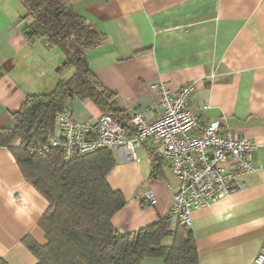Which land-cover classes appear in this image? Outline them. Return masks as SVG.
<instances>
[{
    "label": "crops",
    "instance_id": "0c3cea01",
    "mask_svg": "<svg viewBox=\"0 0 264 264\" xmlns=\"http://www.w3.org/2000/svg\"><path fill=\"white\" fill-rule=\"evenodd\" d=\"M10 4L17 15L5 13ZM75 10L103 35L88 50L98 79L126 106L151 108L159 94L195 82L192 104L208 106L201 125L219 121L258 144L254 161L264 166V0H72ZM26 9L20 0H0V128L15 125L12 113L28 95L55 89L65 61L57 46L32 44L22 31ZM73 117L95 121L101 112L89 100L68 102ZM153 116L154 113L151 112ZM138 161L114 152L107 179L127 199L112 223L123 232L138 231L166 218L176 187L167 160L151 143L138 148ZM246 186L197 209L192 231L200 264H252L264 244V170L247 174ZM157 199L142 207L145 192ZM48 201L23 176L11 151L0 147V258L9 264H36L26 240L44 245L39 221ZM171 243V239H168ZM141 264H164L148 258Z\"/></svg>",
    "mask_w": 264,
    "mask_h": 264
},
{
    "label": "trees",
    "instance_id": "16d2710c",
    "mask_svg": "<svg viewBox=\"0 0 264 264\" xmlns=\"http://www.w3.org/2000/svg\"><path fill=\"white\" fill-rule=\"evenodd\" d=\"M20 1L26 9L20 24L28 41L42 40L65 54L55 89L28 95L11 114L15 125L0 128V147L11 151L25 179L49 203L39 221L46 244L26 240L36 264H141L148 258L163 259L164 264H200L192 229L174 224L170 215L134 232L115 228L112 219L127 199L107 179L116 165L113 151L101 149L66 161L57 149L32 150L48 141L56 114L73 97L111 114L129 136L133 128L117 93L90 67L87 52L102 42L101 32L75 10L72 0ZM148 205L146 200L141 203ZM0 264L9 263L0 258Z\"/></svg>",
    "mask_w": 264,
    "mask_h": 264
},
{
    "label": "built area",
    "instance_id": "2783aa9c",
    "mask_svg": "<svg viewBox=\"0 0 264 264\" xmlns=\"http://www.w3.org/2000/svg\"><path fill=\"white\" fill-rule=\"evenodd\" d=\"M151 89L159 94L157 104L151 108L126 106L123 109L133 128L131 136L111 114H101L92 122H81L73 117L72 109L65 106L56 114L54 132L48 141L32 146V150L50 153L57 149L66 161H71L109 149L124 151L129 160L138 161V148L151 143L155 153L167 160L179 181L169 215L174 224L191 229L195 210L244 188V176L264 170V166L253 159L258 144L250 135L237 134L219 121L202 126L200 119L208 106L192 104L197 91L195 82L174 91L164 83L153 84ZM144 199L153 204L157 196L149 190ZM252 264H264V244Z\"/></svg>",
    "mask_w": 264,
    "mask_h": 264
},
{
    "label": "rangeland",
    "instance_id": "374dc122",
    "mask_svg": "<svg viewBox=\"0 0 264 264\" xmlns=\"http://www.w3.org/2000/svg\"><path fill=\"white\" fill-rule=\"evenodd\" d=\"M3 10H4L5 13H9L10 12L11 14L15 13V16L17 15V12L14 10V8L8 3L4 4ZM5 20H6L5 16H0V23H2Z\"/></svg>",
    "mask_w": 264,
    "mask_h": 264
}]
</instances>
